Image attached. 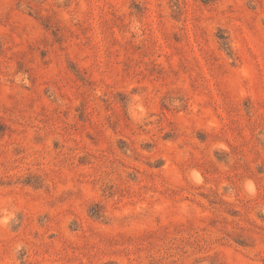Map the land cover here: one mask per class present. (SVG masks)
<instances>
[{"label":"rangeland","instance_id":"1","mask_svg":"<svg viewBox=\"0 0 264 264\" xmlns=\"http://www.w3.org/2000/svg\"><path fill=\"white\" fill-rule=\"evenodd\" d=\"M0 264H264V0H0Z\"/></svg>","mask_w":264,"mask_h":264}]
</instances>
